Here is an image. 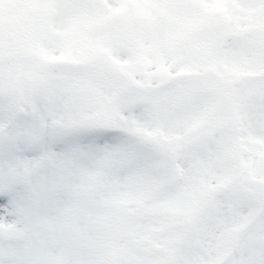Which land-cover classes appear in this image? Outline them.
<instances>
[{"label":"snow or ice","instance_id":"1","mask_svg":"<svg viewBox=\"0 0 264 264\" xmlns=\"http://www.w3.org/2000/svg\"><path fill=\"white\" fill-rule=\"evenodd\" d=\"M56 7L38 43L43 59L66 52L93 86L103 64L120 76L142 66L149 76L182 77L169 98L187 83L197 91L182 93L175 115L163 100L149 120L121 98L96 124L64 133L55 131L64 124L58 86L31 95L26 119L0 143V264H264V77L238 78L248 55L210 42L203 62L173 66L171 53L195 56L204 44L179 35L185 25L177 16L106 33L89 29L85 5ZM136 20L130 4L125 23ZM159 153L166 175L149 193L142 177ZM145 236L160 250L149 251Z\"/></svg>","mask_w":264,"mask_h":264},{"label":"rangeland","instance_id":"2","mask_svg":"<svg viewBox=\"0 0 264 264\" xmlns=\"http://www.w3.org/2000/svg\"><path fill=\"white\" fill-rule=\"evenodd\" d=\"M77 1V0H74ZM179 2V6L183 5L185 3V0H177ZM189 1L188 5H189ZM248 0H231L230 2H232L233 4L231 5V9L226 10V7H224V10L221 11L222 15H211L209 14V17L207 20L206 16L202 15V12L199 10V7L197 5L196 8H193V10H196V12H190L189 9H187L186 13L189 14L190 18L187 17V23L189 25H192L193 22L199 21L202 23L203 26H211L213 25L214 27V32H210V35L201 38H197V39H202L204 40V44L206 43H210V42H214L217 43L220 46H235L236 48L240 49V47H251L248 48V53L249 55H252L251 57L248 56V59L246 61V65L244 67V69L241 71V73L244 72H262L264 71V66H261V59H257V58H261L260 56V51L257 49L256 45L254 44V39L258 36L259 34V30L256 29L258 28V26H254L253 24H255L257 19H258V14L257 11L259 10L258 5H255V2H247ZM73 2V1H72ZM107 2L111 5V6H118V0H107ZM207 2V3H206ZM24 3V1H23ZM40 3V4H39ZM137 6V9L140 10H136V14H137V18H142V23H138L136 29H144V22L146 21H156L162 25H169L170 20L172 19L173 16H177L178 18H180L181 20H183V16L180 13H177L175 11H172V2L170 0H168V4L166 0H131V2H127L126 1V5L125 8L123 10V6H120L118 8H116L117 10H123V12L126 14L128 12V7L130 4H134ZM197 3V2H196ZM205 9L207 11H214L215 9H218V12H220V5L222 4V0H205ZM257 3V2H256ZM57 4H62L61 0L60 3L58 0H38V5H39V9H42L41 11H38V13L33 16L32 19H30L28 16L25 18L23 21H31L33 23V28H28V34H29V42L28 46L31 47L38 55V43L39 40L41 39H46V33L47 30L50 26V24L53 22L54 18L59 14V11L56 7ZM258 4V3H257ZM225 6V5H224ZM51 10L50 14L46 15V13H42L43 10ZM103 9L106 10L107 7L103 5ZM184 9V8H183ZM9 14H6L5 16H8ZM11 15V14H10ZM82 15L84 17H86L90 23L88 24V27L90 30H95V31H103L106 33H115V32H120L122 33V31L120 30V22H123L126 20V18H118V15L114 16H110L111 19L110 21H106L102 18H100V16H98L97 14L95 15V21L97 22L96 27H93V18L91 16V14H89L88 12H86V9H82ZM200 16H202L201 20H200ZM212 16V17H210ZM224 16H226L227 18L230 19V25H229V29L232 33H234L233 38H229L226 33L223 30L218 29L217 27H221L224 25V21L225 18ZM91 17V18H90ZM216 17V18H213ZM29 18V19H28ZM45 19V20H44ZM78 19V17H77ZM214 21V23H211V21ZM42 21V22H41ZM102 21H106L108 22L106 23H101ZM36 22H38V24L41 23V25H43V27H39V36L37 37L36 35H34V30H35V24ZM40 22V23H39ZM137 21H135L134 23H136ZM127 25V24H126ZM9 28V27H8ZM8 28H4L3 25L0 26V46L4 47V46H10L9 48H7L8 52L12 51L13 48V44L10 45L12 42L8 41L6 42L7 39H5V35L3 33H8L10 32L11 29ZM126 28V27H124ZM142 29V30H143ZM141 30V31H142ZM198 33H200V30H198ZM202 33V32H201ZM204 33V32H203ZM241 33H245L243 36L244 41L241 39ZM204 35V34H203ZM261 35V33H260ZM183 38V35H180ZM254 40V41H253ZM50 43L55 44L54 41H49ZM69 43V38L67 36V34H64L60 37V41L59 44L61 46H64L65 48L67 47ZM252 43V44H251ZM203 44V45H204ZM249 44V45H248ZM27 46V47H28ZM208 46V45H207ZM242 50V49H240ZM126 51L132 55H136V50L133 47H129L126 49ZM203 51L200 55H195V56H204V55H208L210 48L209 46L207 47V49H205L204 46H202V50ZM244 51V50H243ZM242 51V52H243ZM246 52V51H245ZM243 52V53H245ZM183 52L181 51H176L174 53L170 54V63L175 66L177 64L180 63H197V62H202L201 60L199 61H188ZM246 54V53H245ZM2 54L0 53V87L1 88H7L8 84L7 81L14 79L15 77L19 76L20 79L22 81H25V87L26 86H32V89L29 88V93L31 95L37 93L38 91L43 90V88L40 85H32L31 83H33L32 79L35 76V72L31 73V67L33 66V64L31 63V61H28L26 59L18 58L16 60L11 61L9 58L6 57H1ZM67 56H71L69 54H67L66 52H62L59 56H49V59H53L55 57L59 58V59H66ZM187 56H194V55H187ZM40 58H42L41 56H39ZM72 57V56H71ZM73 58V57H72ZM116 57L114 56L113 59H115ZM255 59V60H254ZM47 73V75L49 74L48 71H44ZM42 72V78L46 79L45 77V73ZM97 72H102V76L100 77L99 81L100 84H98L97 87H93V85L91 86V89L87 90L88 93H84L83 96L80 95L79 98L81 99V103H83L84 108L80 109V110H84L81 112V117L83 118V116L86 117H90V120H86L83 121L81 120L80 126L77 127L76 125H73L74 127H70V128H65L66 126H63L64 128H56V132L57 133H64V132H68L71 131L74 128H85L91 125H94L98 122L97 118L99 117L101 119L102 116L108 114L111 110L109 108V100L111 96L106 95L105 93V89H109L111 92H115V88L111 87L110 82L113 81L114 78V74L111 73L109 70L105 69V66L103 64L98 65L95 73ZM148 73L145 71L144 73H142L139 77V83L142 82L141 80H143L144 82H147V77ZM96 78L97 75L95 74ZM84 78V79H83ZM151 79V84L155 83V81L157 80L158 82H166L168 79H166V76H150L148 77ZM177 80H180V78L177 79H173L165 84V92L163 94H165V96L161 95L160 98H162L163 100H167L169 103V110L171 112V114H174L182 107V97L183 95L180 97V100H178L177 95H175L172 98H169L168 95V89L169 86L173 84V82H176ZM88 82V74L84 71H81L80 75H79V80L78 82H76V84L74 86H80L82 83ZM11 82V81H9ZM71 85H73L71 83ZM28 86V87H29ZM191 86H193L191 84ZM194 87V86H193ZM0 88V89H1ZM183 89V88H182ZM181 89H179L180 91ZM184 90V89H183ZM189 90V89H188ZM79 91V88H77L76 92ZM90 91V93H89ZM92 91H97L96 93H93ZM186 91V90H184ZM189 92V91H188ZM74 92L72 91V94ZM95 94H99V96H101L100 101L97 100L98 98L94 99L93 97H95ZM152 95V93H149ZM191 94V93H189ZM192 94H194V91L192 92ZM62 96V95H61ZM66 96H68V94L66 93ZM63 97V96H62ZM11 98V97H10ZM121 98H126L130 104L131 107L135 108V107H148V105L146 103H142V106H139V104L137 105V97L132 94L130 95L129 93H125L122 96H120V98H118L117 100L121 99ZM74 103V102H73ZM161 103V102H160ZM95 105L97 108V111L99 112V115L97 118L94 117V110L91 109V106ZM113 105V104H112ZM141 105V102H140ZM77 108V107H76ZM1 106H0V110H1ZM174 110V111H173ZM96 114V113H95ZM91 116L93 118H91ZM0 117H1V111H0ZM85 118V117H84ZM77 119V118H75ZM74 119V120H75ZM99 119V120H100ZM75 122H79L78 120H76ZM2 125V120L0 118V126ZM161 164V163H160ZM159 165V164H158ZM157 166V164L154 165V168ZM151 167V165H150ZM153 168V167H152ZM161 170L164 171V167L163 164L161 166ZM166 173H162V177L160 178V182H159V186L158 188L161 186V181L163 180V178L165 177ZM142 179L145 181V183H147V185L149 184V179L148 178H143ZM120 227H116L114 229L115 233L117 235H120V233L118 232V229ZM160 229H156V231H159ZM110 241H112L113 243H115V239H110ZM150 246V244H148ZM149 251H151L149 249Z\"/></svg>","mask_w":264,"mask_h":264}]
</instances>
